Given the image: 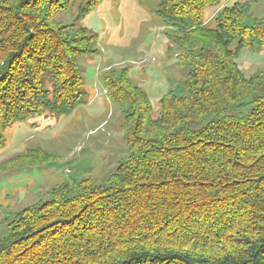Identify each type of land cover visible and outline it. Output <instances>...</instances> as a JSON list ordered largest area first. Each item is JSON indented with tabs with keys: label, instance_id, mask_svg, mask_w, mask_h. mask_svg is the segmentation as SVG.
<instances>
[{
	"label": "trees",
	"instance_id": "16d2710c",
	"mask_svg": "<svg viewBox=\"0 0 264 264\" xmlns=\"http://www.w3.org/2000/svg\"><path fill=\"white\" fill-rule=\"evenodd\" d=\"M73 1L0 0V146L13 124L84 103L78 60L90 48L51 22ZM224 3L158 1L157 16L179 33L180 92L154 118L126 76H103L127 159L101 184L55 188L19 212L0 237V264H264V70L246 78L235 63L264 47V16ZM89 34L83 42L96 43Z\"/></svg>",
	"mask_w": 264,
	"mask_h": 264
},
{
	"label": "rangeland",
	"instance_id": "374dc122",
	"mask_svg": "<svg viewBox=\"0 0 264 264\" xmlns=\"http://www.w3.org/2000/svg\"><path fill=\"white\" fill-rule=\"evenodd\" d=\"M89 1L74 0L51 16L53 25L69 27L67 35L78 37L76 47L90 48L78 60L84 103L58 118L43 111L3 133L0 237L19 212L49 200L53 189L83 179L101 184L127 159L123 113L106 97L103 76H126L147 95L154 118L159 101L169 91L179 93L185 81L180 49L171 39L179 33L157 16L159 0H99L80 16ZM235 3L250 20L264 16V0H225L224 6ZM216 12H207V25ZM90 32L94 44L83 42ZM235 63L244 77L256 75L264 70V47L242 49ZM42 81L50 91L49 77Z\"/></svg>",
	"mask_w": 264,
	"mask_h": 264
}]
</instances>
